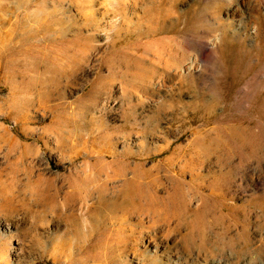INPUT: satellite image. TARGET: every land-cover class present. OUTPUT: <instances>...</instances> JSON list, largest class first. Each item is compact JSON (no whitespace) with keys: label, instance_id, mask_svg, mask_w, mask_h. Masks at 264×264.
<instances>
[{"label":"rangeland","instance_id":"1","mask_svg":"<svg viewBox=\"0 0 264 264\" xmlns=\"http://www.w3.org/2000/svg\"><path fill=\"white\" fill-rule=\"evenodd\" d=\"M0 264H264V0H0Z\"/></svg>","mask_w":264,"mask_h":264},{"label":"bare ground","instance_id":"2","mask_svg":"<svg viewBox=\"0 0 264 264\" xmlns=\"http://www.w3.org/2000/svg\"><path fill=\"white\" fill-rule=\"evenodd\" d=\"M158 29V28H157ZM158 31V30H157ZM157 31H155V32H157ZM150 32L152 33L153 31H147V33H145V34H147V35H149L150 34ZM159 32V31H158ZM157 32V33H158ZM154 33V32H153ZM138 34V33H137ZM141 34V33H140ZM156 34V33H155ZM159 34V33H158ZM139 35V34H138ZM154 36V35H153ZM156 56V55H155ZM158 56V55H157ZM154 57V56H153ZM158 58V57H157ZM161 59V58H160ZM139 60H141V59H139ZM152 60H155V58L154 59H152ZM158 60H159V58H158ZM138 61V60H137ZM145 61V60H144ZM148 61V60H147ZM151 61V60H150ZM162 61V60H161ZM164 61V60H163ZM159 62H160V60H159ZM168 62V61H167ZM173 62V61H172ZM137 63V62H136ZM166 63V62H165ZM183 64H184V62H182ZM138 67L140 68V71H142V81H145V82H141L142 84L144 83H148V81H149V83L153 80L152 79V77L155 75L154 73H155V71H154V68H153V66L151 65L152 63H150V67L149 68H146V64H144L143 62H142V60L141 61H139L138 63ZM136 64V65H137ZM179 64H180V62H179ZM158 65V64H157ZM156 65V66H157ZM164 64H162V66H163ZM172 65V64H171ZM133 66V65H132ZM160 66V65H159ZM158 66V67H159ZM181 66H183V65H181ZM136 68V67H135ZM160 68V67H159ZM182 68V67H181ZM156 69V68H155ZM166 69V71L165 72H168V71H170V73H173V75L175 76V78H181V73H179V69H180V66L179 65H175V66H170V67H166L165 68ZM172 71V72H171ZM157 72H159V71H157ZM156 72V73H157ZM162 72V71H161ZM164 72V73H165ZM138 73L140 74V72L138 71ZM163 73V72H162ZM163 73V74H164ZM170 75V74H169ZM168 75V76H169ZM172 75V74H171ZM159 76V75H158ZM161 76V75H160ZM164 76V75H163ZM137 77V76H136ZM154 77H156V76H154ZM165 77V76H164ZM161 78V77H160ZM139 79V78H138ZM173 80V79H172ZM175 80V79H174ZM181 81V80H180ZM133 82V81H132ZM133 84V83H132ZM137 84V83H136ZM151 84V83H150ZM135 85V84H134ZM134 85H131L130 84V86H134ZM125 86V85H124ZM140 86V85H139ZM142 86H144V85H142ZM146 86V85H145ZM164 86V85H163ZM127 87V86H126ZM138 87V86H137ZM147 87H148V85H147ZM160 87V86H159ZM128 88H130V87H128ZM141 88H143V87H141ZM146 89V88H145ZM135 90V89H134ZM143 90V89H142ZM138 91V90H137ZM141 91V90H140ZM169 146H167V147H165L164 149H160V150H158L159 151V154L160 153H162L163 151H165L167 148H168ZM116 158V157H115ZM116 160V159H115ZM114 160V161H115ZM118 161V160H117ZM124 181H125V184L126 185H131V183L133 182L132 180H126V179H124ZM131 196V195H130ZM129 196V194H127L126 196H125V198H124V204H123V206H121V209H123V210H126L127 208H128V206H131V205H129V204H132V200H130V202L128 203V204H126V199H127V197H130ZM176 199V198H175ZM174 200V199H173ZM180 203V202H179ZM178 204V203H177ZM180 207V206H179ZM178 207V208H179ZM130 208V207H129ZM182 212L183 211H177L176 212V217H178V221H181V219H182Z\"/></svg>","mask_w":264,"mask_h":264}]
</instances>
